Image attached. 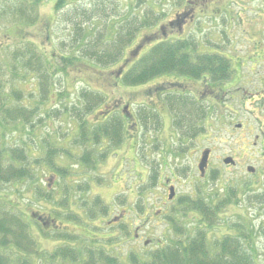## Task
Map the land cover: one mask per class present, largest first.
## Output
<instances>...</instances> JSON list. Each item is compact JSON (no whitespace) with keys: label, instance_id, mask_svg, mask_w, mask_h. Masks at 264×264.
<instances>
[{"label":"rangeland","instance_id":"374dc122","mask_svg":"<svg viewBox=\"0 0 264 264\" xmlns=\"http://www.w3.org/2000/svg\"><path fill=\"white\" fill-rule=\"evenodd\" d=\"M68 1L69 5L65 11L61 15H54V0H44L41 7L33 3V0H14L15 4H19L23 7L21 10L22 18L31 19L35 15L38 16L36 23L41 26V31L39 30V33L41 34L43 45L49 43L52 45V48H54L55 53L58 55L63 53L67 68L69 67L68 74L64 72L57 81L53 79L52 84L57 82L58 90H63L65 86L70 85V88H72L70 91L72 95L69 97L57 96L59 91H55L49 83V91L51 89V92H49L47 101H42L45 103H41L39 107L37 106L39 108L38 115H43L45 117H41L43 118L41 123H39L38 119L35 120L33 129L30 125L24 124L20 120L5 124L2 121L0 111V128L3 130L2 134L4 141L8 146H19L22 145L23 140L28 141L31 146V154L35 156V160H42V157H44L41 147L42 139L56 143L55 148L60 150V154L55 158L56 162L53 165L51 163L45 164V159H43L44 163L35 166L34 174H36V179L33 183L30 181H12L6 184L0 183V210L9 209L10 212L21 217L23 221L31 225L35 250L42 256L48 257L54 253V250L56 251L59 248H63L62 246L68 248L65 247L67 246V242L73 244V250L78 253L79 247L76 248L78 244L76 239H78V236L76 235L80 232L81 225L84 224V222H88L92 225L91 229L94 230V234L91 238L81 235L87 238L84 239L85 244L82 246L86 250H84L82 254H79L82 264L85 263L88 257L87 251H89L88 249L90 248L88 245L93 246L92 249L90 248L91 250L101 251L103 254H105V251L107 254L118 257L124 264H132L131 260L133 261L134 259L147 261V255L152 249L158 247V243L169 244L179 236L194 238L202 233V231H210L208 236L210 241L221 238L226 234L236 237H245V239H243L244 247L254 258L255 264H264V207L261 206L259 202L251 203L249 197L246 195L248 193L258 196L264 194V174H262L264 171V148L261 147L259 144L261 141L258 140V138L261 139L264 133V129L260 126L261 121L264 122V106L262 105L264 98H255L254 102H249L245 106H242L240 104V98H242L241 93L235 91L233 93V98L227 95L224 102L225 104L231 105L235 111H226L223 113L225 115L224 117L217 116L215 120L213 119L215 122L211 121V125L214 127L209 126L208 121L203 123V134L196 139L191 141L188 140L190 149L186 151L189 154L184 158L182 163L193 168V162H197V159L201 155V151L209 148L211 149L210 169L216 170V174H207V178L202 179L201 183L199 180H194L192 178L193 174H187L186 177L180 175L176 180L178 190L181 192H188L194 188L197 189L205 185L210 190L208 196L211 197L210 200L213 206L219 204L216 203L219 198L229 197L232 192H237L240 199L236 203L235 196V201L228 204L220 203V209H214L215 218L218 219V217H222L224 219L221 220V223L215 224V227H204V224H200L201 216L193 211L186 219H181L180 227L176 222L180 230H182V227L185 228V233L178 235L170 224L172 223L171 218H176V214L172 213L171 204H167L164 209L151 212L147 221H144L145 215L140 216L132 210L130 211V215L126 214L123 217L120 215V209L116 208L114 204L110 206V202L114 201V199L119 206L129 204L132 201L136 211L138 205L145 211L149 206L148 201H156L161 204V197L165 192L160 190L156 193V191L147 189L151 184L147 178L148 174L144 173L118 174L122 178L129 177L130 175L131 177H129V180L122 179L119 184L115 182L114 186L109 182L112 180V177L109 179L106 178L108 174L104 177L102 176L103 174L100 173L101 166L108 161L109 156H106L104 159L101 157L94 158L89 164L92 171L86 164L78 163L75 160L77 158L67 156L68 146H66V142L69 138L79 133V124L75 119L69 118L65 113H62V111L59 113L54 112L52 117L48 115L51 114L52 110H56V107H53L56 103L65 102L67 99H72L73 101L79 100V98L74 96H77L80 88L82 86H87V84L85 81L74 84V82H72V77L74 76L73 72L91 83L92 88H98L96 90L104 93L107 98H112L110 94L112 91L110 81L114 77L112 70L118 62L106 66L104 69H102V66V68L95 67L86 61H82L85 65L81 66L78 64L79 58L74 56L73 53L77 55L79 52L78 50L76 51V49L79 48L78 44L82 32L78 35L77 29H73V15H68L67 11H74V8L70 5L74 0ZM96 1L97 0H79L78 4L80 3L84 6H88L89 4H95ZM157 2L167 5L174 2V0H157ZM127 5L126 1L118 3L116 9L118 16H125L127 14ZM137 5L136 3L134 4L135 10L133 13H137L140 9H144V4L136 8ZM245 6L247 8L246 15L250 24L252 26L258 24V26L262 27L261 30L264 31V0H254L253 2L246 3ZM148 9V7L145 8V10ZM92 14L95 13L92 12ZM129 16L124 17V20L127 19L125 21L127 25L130 24L128 19ZM100 17L102 16L95 15L90 20L84 19L82 29L85 30L87 27H90L92 30L89 31L95 32V28L93 27L94 24L98 25L101 29L110 27L112 30L116 29L118 26V17L110 16L107 19H98ZM5 18L6 19H0V45L5 41H11L12 43H26L28 41L32 43L33 37L31 35H28V39H21L20 41V37L26 32L25 29L22 30V33H19L17 30H21V28L15 29V27H13L12 32H9L8 26L5 23L10 22L15 24L16 19L9 15ZM50 18L53 19L52 24ZM47 21L49 23V33L45 30ZM23 22L25 24L28 23L27 20H23ZM23 26L28 29V25ZM209 36V34H191L185 37H193L196 41L199 39H206ZM92 37L94 38V36ZM229 37L235 40L239 39V36L236 35H230ZM247 37L249 39V35ZM83 41L86 43L88 39L85 37ZM157 41L159 40H152L150 42L145 41L144 46L135 57H131L130 48L127 47L124 51V55L126 53L125 59H130V61L127 62L126 67L129 68ZM215 44L216 42H213V45ZM24 45L27 47L26 44ZM213 45L208 46H210L212 50H215L216 47ZM221 47L227 50L226 45ZM18 48L20 51H25L26 49L22 44H20ZM81 51H83V48ZM260 52H264V49ZM2 53L5 54L4 52ZM252 53L253 50L248 47L242 51V54L245 55L243 57L244 62L247 63L242 69V81H246L245 88L242 91L246 90L248 95L254 97L261 87L260 78L262 76L264 77V58L257 66L252 67L258 62V60L253 58V56L258 55V52ZM20 71H22V68H20ZM66 76H68L67 80H65ZM97 76L99 79H104V82L110 87L101 85ZM262 81H264V79ZM33 82V87L38 89L39 84L37 85L35 80ZM24 86L26 87V84H24ZM139 86L122 84L121 89L114 86L113 94L116 98L127 101L128 93L132 92L134 90L133 88ZM73 87H75V89ZM237 87H239V85ZM11 89L12 86L10 85V90L7 93H10ZM62 93L64 94V92ZM20 105L34 107L35 103L30 99V95L24 94V98L20 102ZM122 105L123 104L120 105L121 110H123ZM240 122L245 126L242 131L236 127V124ZM170 130H172L171 134L163 129H152L150 132L141 130L139 136L142 142L139 141L138 147H143V140L145 139L151 142L155 139L169 140L170 138H174L172 133L175 130L173 127L170 128ZM240 139H243L244 142L238 145ZM261 149H263V151ZM72 151L78 153L80 150L78 147L72 146ZM228 155L233 156L237 161L235 166H226L224 163L223 160ZM156 156L159 158V155ZM138 157L141 159V163L138 162L137 166L138 169L143 172L146 170L145 164L148 163L150 158L147 157L143 159V153L140 149L134 154V158L138 159ZM148 164L151 165L150 163ZM248 166L254 167L256 169L255 173L249 172L247 169ZM122 169L125 171V167H122ZM194 170L196 174H198L196 167ZM189 172L193 171H187V173ZM257 175L258 180L256 178ZM160 204L157 205L160 206ZM39 214L43 215L45 219L51 218L53 215L56 217V222L60 228L56 227L54 224H52V228L42 226L40 222L34 220ZM45 219H43V221H45ZM69 220L71 221L70 230L73 236L65 231V229H67V227H65L66 222ZM108 220H111V223L107 222ZM47 221H49V219ZM114 222H116L114 229L118 231V236L113 238L115 247L105 250V239L111 240L109 237L110 232L113 231V227H110V224ZM138 224V237L135 239L133 234ZM101 228L106 229L104 230ZM59 261V259L56 260V262ZM81 262L78 264H81ZM66 264L72 263L66 262Z\"/></svg>","mask_w":264,"mask_h":264},{"label":"trees","instance_id":"16d2710c","mask_svg":"<svg viewBox=\"0 0 264 264\" xmlns=\"http://www.w3.org/2000/svg\"><path fill=\"white\" fill-rule=\"evenodd\" d=\"M41 1L43 0H35V2ZM54 1V15H61L68 7L69 1ZM78 2L79 0H74L70 4L75 12L73 14V29H77L78 35L81 32L87 34L85 37L88 41L86 43L82 41L81 48L79 50L78 48L76 49L79 52L77 55L74 53L73 55L80 60H88L95 67L110 66L121 61L125 49L127 47L131 48L129 46L136 37L137 30H130L123 26H117L114 30L110 29V27L101 29L95 24L93 26L95 32L89 31L92 30L90 27L84 30L82 29L84 19L90 20L95 15L102 16L98 19H107L116 9L112 5L107 6L110 1L105 8L98 6L97 3L84 6L83 4H78ZM140 5L138 4L136 8ZM22 8L21 5L15 4L14 0H0V19H6L5 17L9 15L17 20H15V24L5 23L9 32H12L13 27L15 29L21 28V30H17L19 33H22V30L25 29L26 32L20 37V41L21 39H28V35L33 37L32 43L28 41L26 43L5 41L4 43L6 44L0 45V111L2 121L5 124L20 120L22 123L30 125L33 129L34 121L38 119L39 123H41L43 121L41 117H45L38 115V107L41 103L44 104L47 101L49 92H51V89L49 91L50 84L55 91H59L57 96L60 97L71 96L72 92L70 91L72 88L67 85L64 90H58L57 82L56 85L55 83L52 84L53 79L57 81L64 72L68 74L69 67L67 68L66 59L63 57V53H60V55L55 53L52 45L47 49V44L43 45V40L39 35L38 38L34 36L39 34L38 26L35 24L38 16L35 15L31 19L22 18ZM92 12L95 14H92ZM145 19L149 22L148 26H153L157 21L154 10H148ZM23 20H27L28 23L25 24ZM143 22L146 23V21ZM23 25H28V29ZM156 30L160 36L156 40L159 41L154 43L131 67L124 69V62L127 60L122 61L114 76H118L120 71L124 69L123 74L119 78L122 84L130 86L142 85L139 86L141 89H138L137 92H130L131 97H138V102L142 100L144 85L162 74L178 73L186 76L187 81L193 80L196 83L204 78L223 80L231 73L227 64L214 59V54L209 55L204 53L205 51H197V44L190 37L187 38L185 35L176 33L163 35L158 28ZM150 39L151 36L145 37L141 44ZM20 44L26 48L25 51H20L18 48ZM82 48L83 51H81ZM20 68H22V71H20ZM34 80L37 85L39 84L38 89L33 87ZM24 84H26V87ZM10 85L12 86L11 92L7 93L10 90ZM61 92H64V94ZM24 94L30 95V99L35 103L34 107L20 105ZM175 95L171 93L167 96L165 99L166 106H170L174 110V107L179 102H183V107H186L187 97L184 94H180L182 98L179 99ZM76 98H79V100L67 99V101L61 102V105L57 106L55 111L50 109L52 112L48 114L49 117H52L54 112L59 113L62 111L69 118L75 119L80 129L77 137L82 140V143L90 142L86 143V145L92 144L93 141L96 144H101L104 140H107L105 144H108V141H117V143L122 141V124L126 122L125 115L115 111L108 112L101 107L105 102L103 93L90 88L83 90ZM101 110H105V113L102 114V119L99 117L102 113L100 112ZM181 116L182 119H178L174 115V125L186 130L187 125L196 124L193 136L203 132L201 125L206 120L204 107H202L201 111L193 113L187 108L183 109ZM137 118L139 129L143 128L146 132L150 128L148 123L150 121L155 122L154 116L149 117L146 114L144 105L138 109ZM2 133L3 130L0 128V183L6 184L12 181H30L33 183L36 179V174H34L35 166L44 163L43 159H45V164L51 163L53 165L56 162L55 158L60 154V151L55 148L56 143L42 139L41 147L44 157H42V160H35V156L31 154V146L28 141L23 140L22 145L19 146H8ZM153 172H158V168H154ZM151 180L155 182L157 176L155 174L152 175ZM204 193H199L194 198L180 195L176 199L172 208L176 218H171V224L175 227L174 230L178 235L184 234L185 228L182 227V230H180L176 222L180 227L181 219L183 220L187 217L191 210L197 209L200 212V224H204V227H212L217 222L214 209H220V203L228 204L235 201V196V203L240 199L237 192H232L229 197L219 198L216 201L219 204L213 206L212 204L210 205L211 197L209 196L205 199L202 196ZM246 195L251 203L259 202L264 207V194L262 196L250 193ZM186 205L188 206L187 208L184 207ZM180 206L185 209H178ZM143 212L144 209L138 205L137 214L141 215ZM41 217L42 215L39 214L34 219L38 221ZM209 233L210 231H202L194 238L179 236L172 240L171 243L164 246L161 245L151 251L147 255V261L134 259L131 262L132 264H255L254 258L244 247L243 239L245 237L226 234L221 238L210 241L208 239ZM84 239L82 236L76 239L78 243L76 248L79 247L78 253L73 250V244L67 242L65 247L68 248L62 246L63 248L54 250V253L48 257L39 255L35 250L31 225L10 212L9 209L0 210V264H66V262L78 264L81 262L79 254L86 250L82 247L85 244ZM88 246L91 249L93 247L91 245ZM90 248L87 251L88 257L84 264H124L116 256L107 254L104 251L108 255L106 256L101 251L98 252ZM57 259L60 261L56 262Z\"/></svg>","mask_w":264,"mask_h":264},{"label":"flooded vegetation","instance_id":"af4514ba","mask_svg":"<svg viewBox=\"0 0 264 264\" xmlns=\"http://www.w3.org/2000/svg\"><path fill=\"white\" fill-rule=\"evenodd\" d=\"M121 1H126L128 4V11L125 16L128 17L130 15L128 18L130 24L127 25L125 23L127 19L124 20L125 16H118L116 10L113 12L111 17H118V26H123L124 28L127 27L130 30H137V35L133 39V42L129 47L143 45L144 43H141L145 39V36H147V38L148 36H151L152 40L159 39L160 36L157 34L156 30V28H158L163 35H168V33H176L178 35L183 34L185 36L191 34H209L210 36L206 39H201L203 43H205V41L210 40H212L213 42L220 41L222 43H225L228 40H235L233 38H230V35L239 36V39L236 41L246 40L248 35L255 37L261 36V38H259L256 44H259V46L257 47L259 51L264 49L262 45V42L264 40L262 38V35H264V31L261 30L262 27L258 26V24L252 26L248 21L246 15L247 8L245 4L248 2H253L254 0H174V2H171L167 5H163L161 2H157V0H97L96 3L98 4V6L105 8L107 3L109 2L107 6L112 5L115 9H117V5ZM34 3L41 7V5L44 3V0L41 2H35L34 0ZM135 3L144 4V9H140L139 12L133 13L135 10ZM146 7L149 8L148 10H154L155 15L157 16V21L153 26H148L149 22L145 19V15L148 12V10H145ZM67 14L73 15L75 14V12L69 10L67 11ZM143 21H146V23ZM50 22L52 24V18H50ZM124 24L126 27L124 26ZM36 25L38 26L37 28L39 33V30L41 31V26H39L37 23ZM45 30L48 33L50 32L48 21L46 23ZM36 35H40V33ZM191 40H194L193 37L191 38ZM256 60H258L256 64L257 66L261 61H263V58H259ZM239 61L241 62L244 60ZM120 77L121 76H116L112 78V80L115 84H117V86L119 85V82L116 79H119ZM263 79L264 77L262 76L260 78L261 87L260 90L257 92L256 96H247L249 100L240 98V104L242 106H245L247 102H254L253 98H264V81H262ZM245 82L246 81H242L241 75H234L224 81H215L214 79L204 78L201 81L194 83L193 80L187 81L186 76L180 75L178 73L162 74L156 76L153 80H150L148 84L143 87V98L141 101H139V104H142L144 105V107L147 108L146 114L149 117H155V122L150 121L148 123L149 126H156L159 122L158 120L165 119L164 117H167L170 121V125H172L173 115H175L178 119H182L180 117L182 115V110L186 108L191 113L199 112L201 111V108L198 105V102L202 100L205 101V99L207 100L208 105L206 110L207 114L214 113L215 106L219 108L224 107V109L228 108L230 110L235 111L234 108L232 109L228 106H224V100L226 99L227 95L233 98V93L235 91H237L238 93H242L243 96L246 97L248 92L246 90L242 91L245 88ZM238 85L239 87H237ZM176 86H178L179 88H177ZM171 93L176 94L175 96L179 99L182 98L180 94L188 96L186 107H183V102H179V104L174 107V110L170 106L167 107L165 99ZM121 102H123V100L117 98L116 105L119 106ZM129 107V104L127 103H124L122 105V109L125 112V116L127 118V130L125 137L120 145H117V141H112L111 154L109 156L108 161L101 166V174H135V166L133 165L134 159H136L134 158V154L136 153L134 148L135 129L139 124V121L137 118L135 119L133 115L129 113ZM133 108L134 101L132 102V109ZM129 116L131 120L128 119ZM260 125L263 128L264 122L261 121ZM166 132L170 133L169 130H167ZM258 140L261 141L260 144L264 145V135L262 139L258 138ZM171 142L176 144L177 140L170 141L155 139L154 141L149 142L145 150H148L150 155L157 152L162 155L164 152L163 148ZM243 142L244 140L240 139L238 145H241ZM210 158L208 167L206 168L204 173L205 175L203 177H200L202 179H205L207 177V174H212L210 172ZM200 159H198V162H193V168L197 167L198 174H202L199 170ZM113 161L117 162L115 170L120 169L121 171H115L114 173L108 170V164ZM160 165L162 166L161 163ZM122 167H125V171H123ZM174 167L175 166H173L168 171L164 169H159L158 172H152L148 169L145 174H194L192 178L198 179L194 169H192L193 172L187 173V171L178 172ZM252 173H255V171H252ZM171 187H174L178 194V185L173 180V177L169 178V180H165V182H163V185L161 186L164 191L169 190ZM175 198L176 196L172 200L168 199V202L166 198L162 197L163 200L161 201V205L165 207L168 203L173 202ZM112 204H114L116 208H119V204H116V200L111 201L110 206ZM153 204L154 203H151V208L155 207V205L153 206ZM122 216L124 217L125 214H122ZM70 224V220L66 222L65 227H67V229H65V231L71 235ZM115 224L116 222L110 224V227H113V231L110 232V237H113L117 234L116 229H114ZM101 229L105 230L106 228ZM77 234H82L91 238V236L94 234V231L88 226L82 224L80 232ZM136 236L138 237V234Z\"/></svg>","mask_w":264,"mask_h":264},{"label":"water","instance_id":"95a60500","mask_svg":"<svg viewBox=\"0 0 264 264\" xmlns=\"http://www.w3.org/2000/svg\"><path fill=\"white\" fill-rule=\"evenodd\" d=\"M207 159H208V152H206V153L204 154V157H203V159H202V164H201V166H200V167L202 168V170H203V168H204V165L207 163ZM230 161H232L230 158L226 160L227 163L230 162Z\"/></svg>","mask_w":264,"mask_h":264}]
</instances>
